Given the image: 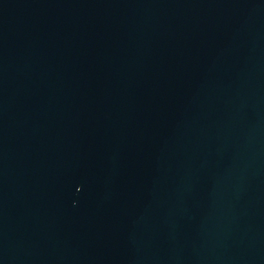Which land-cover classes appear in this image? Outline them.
<instances>
[{"label": "water", "instance_id": "95a60500", "mask_svg": "<svg viewBox=\"0 0 264 264\" xmlns=\"http://www.w3.org/2000/svg\"><path fill=\"white\" fill-rule=\"evenodd\" d=\"M0 264H264V0H0Z\"/></svg>", "mask_w": 264, "mask_h": 264}]
</instances>
